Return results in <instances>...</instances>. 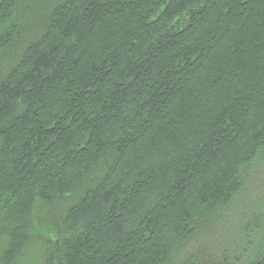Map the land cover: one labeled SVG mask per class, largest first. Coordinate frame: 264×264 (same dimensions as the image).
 Masks as SVG:
<instances>
[{
  "label": "trees",
  "instance_id": "1",
  "mask_svg": "<svg viewBox=\"0 0 264 264\" xmlns=\"http://www.w3.org/2000/svg\"><path fill=\"white\" fill-rule=\"evenodd\" d=\"M259 172L264 0L0 3L1 264H180ZM261 211L204 264H261Z\"/></svg>",
  "mask_w": 264,
  "mask_h": 264
},
{
  "label": "rangeland",
  "instance_id": "2",
  "mask_svg": "<svg viewBox=\"0 0 264 264\" xmlns=\"http://www.w3.org/2000/svg\"><path fill=\"white\" fill-rule=\"evenodd\" d=\"M2 1L3 0H0V3ZM7 18H9L7 21L8 28L10 26H15L16 23L13 21V15L9 13ZM24 22L25 20H22V23ZM27 22L28 24L31 23L29 18L27 19ZM148 179L149 177L144 179V182L148 181ZM148 184L150 186L152 185V182ZM245 192L248 193L247 190L244 191V194ZM247 195H249V197L242 204V206L235 211V216H230L226 220V224L223 225L219 232L214 234V236H208L202 239L196 248H194L193 251H191V253H189L182 260V262H180V264H204L205 262L217 263L220 257L219 250L225 249L226 245L229 244L233 238H235V236L231 234V238L228 240V237L230 236V227L240 230L241 227L249 225L250 229H253L256 228L258 224H260L261 217L263 215L262 211L260 212V207L264 205L263 172H259L258 175L255 176V182L252 184V188ZM35 203L39 222L38 228H51L53 226L58 228L61 227V223L63 222L66 212L65 210H67V207L64 206L65 204H47L40 201ZM226 227L228 230L224 229ZM39 235L40 240L38 239V241H33L29 247L27 246L26 250L23 251L15 260V262H17L16 264H35V262H37L36 257L41 254V251H43L44 247L47 248L49 245H51V239H48L41 234ZM261 264H264V259L262 260Z\"/></svg>",
  "mask_w": 264,
  "mask_h": 264
}]
</instances>
